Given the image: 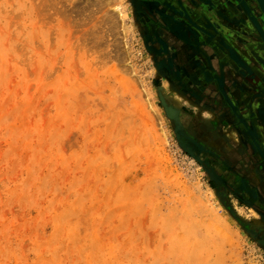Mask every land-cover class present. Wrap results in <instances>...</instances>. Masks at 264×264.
<instances>
[{
  "label": "rangeland",
  "instance_id": "1",
  "mask_svg": "<svg viewBox=\"0 0 264 264\" xmlns=\"http://www.w3.org/2000/svg\"><path fill=\"white\" fill-rule=\"evenodd\" d=\"M171 1L174 77L136 0H0V264H264V17Z\"/></svg>",
  "mask_w": 264,
  "mask_h": 264
},
{
  "label": "flooded vegetation",
  "instance_id": "2",
  "mask_svg": "<svg viewBox=\"0 0 264 264\" xmlns=\"http://www.w3.org/2000/svg\"><path fill=\"white\" fill-rule=\"evenodd\" d=\"M168 1L148 0V3H146L144 0H136V3L138 5L140 4V7H137L138 16L140 15L138 18L141 20H152L154 23H156L155 28H153L148 34L147 45L149 49L156 53V58L159 60V63H161L167 72L174 77V75H176L178 72L179 66L174 63L175 61L172 59V53L168 48L169 44L175 43V41L169 42L166 36L171 35L170 37H173L174 39L181 38V42L183 43L187 42L194 44L195 40H197V32L194 30V27L199 28L200 22L191 19V16L187 14L188 11L184 7V4L181 3L180 7L179 5L177 6L172 3L171 0ZM170 12H173L174 14ZM174 15L181 16V21L179 19H175L176 16ZM252 21L255 23V25H257V27H259L255 19ZM167 31H172V34H169ZM261 35H263V38ZM253 36L257 38V45L259 47L256 56H253L256 65H258L257 67H254L255 69H253L256 72L254 74L259 78H257L258 81H255V83L258 85L261 91L260 95L264 96V32L260 30L259 33L257 32ZM184 81L185 79L182 72L181 89L190 91V85ZM241 118L242 117H240V120ZM240 123L244 125V127H240L245 131V135L248 138H251V143L254 145L253 147H256L261 156L264 155V128L256 125L255 122L251 123L252 126H249V124H246L244 119H242ZM194 151L197 153L196 149ZM202 155L203 154L201 153V156ZM210 158L212 161L224 168L226 172H229L228 175L233 174L232 171H230L231 169L226 165V163H224V161H221L219 157L211 155ZM212 161H207V163L213 168L215 166L213 165ZM224 177L222 176V179L226 180V177ZM241 184L244 186L243 183Z\"/></svg>",
  "mask_w": 264,
  "mask_h": 264
},
{
  "label": "water",
  "instance_id": "3",
  "mask_svg": "<svg viewBox=\"0 0 264 264\" xmlns=\"http://www.w3.org/2000/svg\"><path fill=\"white\" fill-rule=\"evenodd\" d=\"M258 4V7L264 17V0H255Z\"/></svg>",
  "mask_w": 264,
  "mask_h": 264
},
{
  "label": "bare ground",
  "instance_id": "4",
  "mask_svg": "<svg viewBox=\"0 0 264 264\" xmlns=\"http://www.w3.org/2000/svg\"><path fill=\"white\" fill-rule=\"evenodd\" d=\"M259 9V8H258ZM260 10V9H259ZM261 12V11H260Z\"/></svg>",
  "mask_w": 264,
  "mask_h": 264
}]
</instances>
